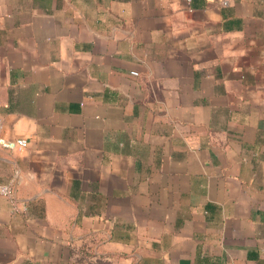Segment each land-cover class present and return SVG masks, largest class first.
<instances>
[{
  "label": "crops",
  "instance_id": "1",
  "mask_svg": "<svg viewBox=\"0 0 264 264\" xmlns=\"http://www.w3.org/2000/svg\"><path fill=\"white\" fill-rule=\"evenodd\" d=\"M0 117V264H264V0H0Z\"/></svg>",
  "mask_w": 264,
  "mask_h": 264
},
{
  "label": "built area",
  "instance_id": "2",
  "mask_svg": "<svg viewBox=\"0 0 264 264\" xmlns=\"http://www.w3.org/2000/svg\"><path fill=\"white\" fill-rule=\"evenodd\" d=\"M133 76H138V73L132 72ZM4 122L0 117V148L6 151H15L24 149L28 146V141L25 139H6L3 136ZM15 185L13 181L8 184H0V197L9 199L15 205Z\"/></svg>",
  "mask_w": 264,
  "mask_h": 264
}]
</instances>
